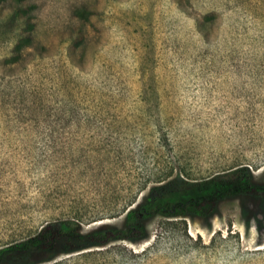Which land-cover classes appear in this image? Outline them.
Wrapping results in <instances>:
<instances>
[{"label":"rangeland","instance_id":"obj_1","mask_svg":"<svg viewBox=\"0 0 264 264\" xmlns=\"http://www.w3.org/2000/svg\"><path fill=\"white\" fill-rule=\"evenodd\" d=\"M0 0V248L49 222L122 226L149 188L264 181V0ZM31 264H264V199Z\"/></svg>","mask_w":264,"mask_h":264},{"label":"trees","instance_id":"obj_2","mask_svg":"<svg viewBox=\"0 0 264 264\" xmlns=\"http://www.w3.org/2000/svg\"><path fill=\"white\" fill-rule=\"evenodd\" d=\"M19 17L32 29L26 0H17ZM264 199V181L247 166H238L202 179L176 175L152 185L141 200L128 208L122 226L101 224L85 231L77 219L49 222L27 239L0 248V264H31L33 253H71L114 241H137L148 236L147 224L155 217L209 218L230 198Z\"/></svg>","mask_w":264,"mask_h":264}]
</instances>
